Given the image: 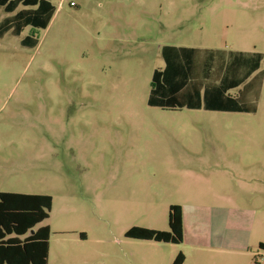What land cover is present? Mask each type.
I'll return each instance as SVG.
<instances>
[{
  "label": "rangeland",
  "instance_id": "rangeland-1",
  "mask_svg": "<svg viewBox=\"0 0 264 264\" xmlns=\"http://www.w3.org/2000/svg\"><path fill=\"white\" fill-rule=\"evenodd\" d=\"M48 1L46 29L0 36V191L53 198L35 228L50 227L49 264H172L181 253L195 264L196 217L208 264H264V77L244 101L254 114L148 105L163 49L199 48L214 74L237 67L222 74L242 89L252 67L264 71V0ZM9 15L0 9V31ZM171 205H184L182 244L125 237L169 231Z\"/></svg>",
  "mask_w": 264,
  "mask_h": 264
},
{
  "label": "trees",
  "instance_id": "trees-1",
  "mask_svg": "<svg viewBox=\"0 0 264 264\" xmlns=\"http://www.w3.org/2000/svg\"><path fill=\"white\" fill-rule=\"evenodd\" d=\"M19 5L37 8L22 10L10 18L0 31L1 37L9 31L14 36H20L27 27L46 29L55 13L54 5L48 0H0V7H4L6 13H13ZM33 42L34 39L30 36L23 41L27 45H33ZM263 76L264 71H261L237 96L228 94V91L236 88L237 84L228 85L224 81L219 87L207 88L200 101L206 109L212 108L211 103L214 99L225 104L226 111H241L238 105L245 103L253 84L258 83ZM199 84L201 85L200 82ZM168 86L167 80L162 78V72L156 70L152 79L149 105L169 110L186 107L168 104ZM191 92V89L184 90L178 99L187 102L192 98ZM196 107L200 109L201 106ZM52 205L53 198L49 195L0 192V264H49L50 227L35 228L49 219ZM168 225L169 231L135 226L126 232L125 237L138 241L182 244L183 208L180 205L169 207ZM259 247L264 250V243H260ZM183 263L184 256L180 254L172 264Z\"/></svg>",
  "mask_w": 264,
  "mask_h": 264
},
{
  "label": "crops",
  "instance_id": "crops-1",
  "mask_svg": "<svg viewBox=\"0 0 264 264\" xmlns=\"http://www.w3.org/2000/svg\"><path fill=\"white\" fill-rule=\"evenodd\" d=\"M3 8V11L5 14H10L9 16H11V18L15 15H17L20 11L22 10H27V9H36L37 7H26L23 5H19L18 8L13 12V13H6L4 10V7H0V9ZM21 8V9H19ZM28 28V27H27ZM26 29V28H25ZM24 29V30H25ZM23 30V32H24ZM22 34V33H21ZM199 48H195V47H187V46H178L177 50L179 51L178 54H173L172 52H166L165 49H163L162 51V58L164 60V67L163 68H159V69H155L162 72V78L166 79L167 82L169 83L168 86V104L170 105H174V106H183L186 105V107H183L181 109H176V110H169V109H162L161 107H157V106H151L149 105V107H155V108H159L162 109L164 111H172V112H177V111H181V110H205V111H209V112H219V113H244V114H251V113H256L258 111L257 109V104H247V103H242L240 105H238L241 108V111H226L227 110V106L225 104L222 103H218L217 101H212L211 103V107L210 109H206L204 108V104L200 101L202 100V96L205 93V90L207 88H213V87H219L223 84L224 81L227 82L228 85H233V84H237L236 88L233 89H237V95L239 94V92L242 90V88H240V83H238L237 80H235L234 78L229 79L227 75H225L227 72L229 71H234L236 70L237 67H232L231 64H229V66L227 68L223 67V68H218L216 71L220 70L219 74H214L211 73V69L205 65V61H208L206 56H202V60H198L199 63L198 64L195 60V51L198 50ZM206 51H214V49H204ZM246 61L247 58L242 54V53H238V55L235 56L234 60L232 63H236L238 62L239 65L241 66L242 63V68L246 67ZM241 69V67H239ZM257 68L252 67L248 73L250 74V76H257V71H255ZM154 71V72H155ZM222 72H226L223 76ZM200 74L204 75L207 79H210L212 77H214V84L209 85V84H203L201 83V85L199 84V82H189L187 81L188 78H192V76L194 77H199ZM154 75V73H153ZM264 77V76H263ZM153 79V78H152ZM251 81H249L250 83ZM247 83V84H249ZM245 84V86L247 85ZM244 86V87H245ZM243 87V88H244ZM262 88V87H261ZM186 89H191V96L192 98H190L187 102H183L182 100H179L178 97L180 94H182V92ZM232 90V89H230ZM230 90L228 91V94H230ZM251 93V92H250ZM231 95V94H230ZM217 100V99H216ZM201 106L200 109H196V106ZM229 170H232V168L228 167L226 169V171L228 172ZM233 174L237 175V174H241L239 169H233ZM1 192V191H0ZM3 192V191H2ZM223 199V198H221ZM216 204H224L221 201H216ZM183 208V230H184V241L187 237L186 235V222H185V217H186V213H185V209H184V205H180ZM221 206V205H219ZM223 216V215H221ZM209 224L212 222V218L207 216ZM205 222V218H194L193 220V224H192V228H193V233L191 234V239H192V244L194 243V252H195V258H194V262L195 264H208V262L210 261L206 254L201 253V250L203 249V246H207V241L209 240V233H206V231L201 230V225H203V223ZM221 224H223V222H219ZM204 227V226H202ZM223 227V226H221ZM212 234V233H211ZM218 237L222 238V246H224L226 239H228L229 237L227 236L228 233L225 232L223 229L218 231ZM184 256V263L185 264L187 262V257L181 253Z\"/></svg>",
  "mask_w": 264,
  "mask_h": 264
},
{
  "label": "water",
  "instance_id": "water-1",
  "mask_svg": "<svg viewBox=\"0 0 264 264\" xmlns=\"http://www.w3.org/2000/svg\"><path fill=\"white\" fill-rule=\"evenodd\" d=\"M35 231L33 230L32 233H34Z\"/></svg>",
  "mask_w": 264,
  "mask_h": 264
}]
</instances>
